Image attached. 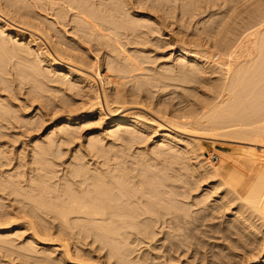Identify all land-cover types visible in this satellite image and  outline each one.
Listing matches in <instances>:
<instances>
[{"label": "bare ground", "instance_id": "6f19581e", "mask_svg": "<svg viewBox=\"0 0 264 264\" xmlns=\"http://www.w3.org/2000/svg\"><path fill=\"white\" fill-rule=\"evenodd\" d=\"M0 11V264H264V0Z\"/></svg>", "mask_w": 264, "mask_h": 264}, {"label": "rangeland", "instance_id": "374dc122", "mask_svg": "<svg viewBox=\"0 0 264 264\" xmlns=\"http://www.w3.org/2000/svg\"><path fill=\"white\" fill-rule=\"evenodd\" d=\"M0 18L1 19H4V20H6L8 23H10V24H12V25H14V27H17V26H21V24H17V25H15L16 23L14 22V21H11L10 19H8L7 17H5L4 15H3V13L0 11ZM3 16V17H2ZM14 22V23H13ZM20 26L19 27H17V28H20ZM21 27H23V31L26 33V34H32L31 33V31H29L28 29H30V28H25L24 26H21ZM20 29H22V28H20ZM28 30V31H27ZM163 50V49H162ZM161 50V52L160 53H163L165 50H163L162 51ZM169 53V51L167 50L166 52H164V53ZM210 76H212L211 78H213L214 77V75H210ZM86 130L83 132V134H86ZM44 133V132H43ZM155 137L157 138L158 137V134H156L155 135ZM190 137V136H189ZM192 138V137H191ZM153 140H154V138H151L150 140H149V142H147L148 143V145H150V144H152L153 143ZM243 146V149H244V151L242 150L241 151V154L243 155V157H245V158H248V160H251L252 159V157H254V155H251V154H248L247 153V149H249V148H251V147H255L256 149H257V151L260 153V152H262V151H264V147H261V146H252V145H250V143L248 144V143H246V144H243L242 145ZM203 147H204V150H206L210 155L211 154H218L219 153V151H217V150H219V147H217V146H213V144L212 143H210V142H207V141H205V142H203ZM214 148V149H213ZM212 151V152H211ZM260 158H264L263 156H259ZM224 215H221L220 216V221L222 222L223 220H225V217H223ZM219 219L217 218V219H215L213 222H212V220H208V223L207 222H205L204 223V225H203V228L204 229H202V230H209V228H211V227H214L215 225H217L218 224V221H219ZM220 221H219V223H220ZM211 223H213V224H211ZM215 223V224H214ZM210 225V226H209ZM211 225H213V226H211ZM207 227V228H206ZM209 227V228H208ZM203 241H204V239H203ZM238 260L239 259H236V261H235V263L236 262H238Z\"/></svg>", "mask_w": 264, "mask_h": 264}]
</instances>
